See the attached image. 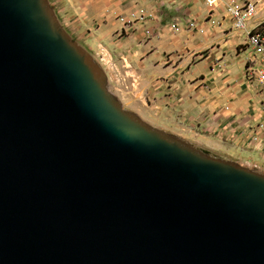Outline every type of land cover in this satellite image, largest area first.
<instances>
[{
    "label": "water",
    "instance_id": "obj_1",
    "mask_svg": "<svg viewBox=\"0 0 264 264\" xmlns=\"http://www.w3.org/2000/svg\"><path fill=\"white\" fill-rule=\"evenodd\" d=\"M0 264H264V176L126 111L45 0H0Z\"/></svg>",
    "mask_w": 264,
    "mask_h": 264
},
{
    "label": "crops",
    "instance_id": "obj_2",
    "mask_svg": "<svg viewBox=\"0 0 264 264\" xmlns=\"http://www.w3.org/2000/svg\"><path fill=\"white\" fill-rule=\"evenodd\" d=\"M255 1L248 28L264 20V0ZM78 5L74 10L82 23L99 22L85 30L98 64L111 83L117 72L137 81L148 103L134 108L140 107L151 124L172 130L186 128L184 121L187 126L233 123L227 112L250 81L246 67H256L258 56L246 32L233 27L224 0L212 11L203 0H84ZM141 13L143 18H136ZM187 18L197 27H188ZM168 116L178 122L169 125Z\"/></svg>",
    "mask_w": 264,
    "mask_h": 264
},
{
    "label": "rangeland",
    "instance_id": "obj_3",
    "mask_svg": "<svg viewBox=\"0 0 264 264\" xmlns=\"http://www.w3.org/2000/svg\"><path fill=\"white\" fill-rule=\"evenodd\" d=\"M45 1L55 16L58 25L70 40L91 56L100 67L96 59L95 49L89 48L90 44L85 33L86 29H93L98 26L99 22L94 19L86 25L80 21L74 10L78 4L84 3V0ZM252 1L256 2L255 0ZM136 18L139 19V16ZM101 69L107 77L108 91L114 94L126 111L133 113L147 125L208 156L230 162L264 176V85L256 79L246 82V88L238 92V100L233 102L232 108L230 107L229 112H227L235 119L231 125L222 126V124L216 123L207 126L195 125L194 122V125L187 126L188 123L180 121V124L186 128L166 130L158 125L151 124L147 120L146 114L140 112V107H147L148 99H143V95H141L142 88L137 82L133 86L135 89L140 88L141 91L138 93L124 91L115 93L114 82L111 83L107 71ZM137 105H140V107L134 108ZM167 118H170L169 121H171L169 125H173V121L178 122L174 116H168Z\"/></svg>",
    "mask_w": 264,
    "mask_h": 264
},
{
    "label": "built area",
    "instance_id": "obj_4",
    "mask_svg": "<svg viewBox=\"0 0 264 264\" xmlns=\"http://www.w3.org/2000/svg\"><path fill=\"white\" fill-rule=\"evenodd\" d=\"M208 8L212 11L223 0H203ZM224 5L227 13L231 17L232 25L235 29L245 31L247 35V43L253 48L254 53L258 56V64L256 67L248 65L245 69V78L248 80L256 79L259 83L264 85V20L257 23L251 28H248V21L254 16L256 12V2L246 0L238 2L237 0H224ZM144 14L139 15V19L143 18ZM176 22H172L171 26L174 28ZM188 27H197L196 21L190 18L186 19ZM200 32L203 29H199ZM125 73H119L117 80L114 82L115 93L124 92H139L140 88L135 89L134 83L137 81L127 79ZM141 95L143 93L141 92Z\"/></svg>",
    "mask_w": 264,
    "mask_h": 264
}]
</instances>
